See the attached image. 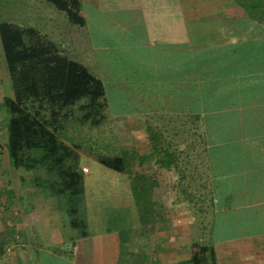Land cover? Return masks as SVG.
<instances>
[{
  "label": "crops",
  "instance_id": "obj_1",
  "mask_svg": "<svg viewBox=\"0 0 264 264\" xmlns=\"http://www.w3.org/2000/svg\"><path fill=\"white\" fill-rule=\"evenodd\" d=\"M79 2L80 12L89 4L99 10V0ZM115 3L124 13L141 14L145 28L146 52L136 60L139 66L132 75L114 77L108 61L98 59L91 33L83 34L86 22L70 47L74 57L57 48L102 80L105 90H121L122 101L126 96L121 120L138 129L140 142L150 144L138 155L153 153L151 144L159 137L172 144L173 128L184 126L186 143L180 150L186 160V226L174 231L172 216L152 210L143 227L152 230V240L142 241L138 234L140 241L123 250L124 238L117 232L59 233L58 214L42 209L48 207L43 195L17 191L11 207V248L16 250L11 261L21 263L22 253L30 249L34 264H45V254L51 264H190L191 246L199 241L215 255V264H264V258L258 259L264 256V21L235 0ZM8 85L0 83V144L6 143L2 133L8 128L3 106L14 98ZM138 169L147 175L145 164ZM153 170L162 175L157 166ZM169 171L166 182L153 184L150 202L161 185L173 191ZM25 212L28 221L21 224ZM66 242L70 246L64 249ZM58 246L57 255L53 249Z\"/></svg>",
  "mask_w": 264,
  "mask_h": 264
},
{
  "label": "rangeland",
  "instance_id": "obj_2",
  "mask_svg": "<svg viewBox=\"0 0 264 264\" xmlns=\"http://www.w3.org/2000/svg\"><path fill=\"white\" fill-rule=\"evenodd\" d=\"M6 1L8 4L5 5V9L0 10V23L11 22L27 29H38L43 39L52 41L66 55L74 57L70 52V47L77 39L76 33L83 32L81 27L69 25L65 14L59 12L45 0ZM119 1L99 0V10L93 5L90 7L89 4V7H86L82 4L81 11L86 19L83 34L91 33L92 44L98 47V59L100 61L104 60L105 64L108 61V67L116 74L113 75L114 77H121L125 72L132 75L133 69L139 66L136 60L142 58L141 55L146 52L144 43L146 39L145 28L141 14L122 12V5H116L115 3ZM104 4L105 6H103ZM110 74L112 75V73ZM4 82L11 86L9 93L13 96L14 86L0 42V83L4 84ZM106 92L108 96L110 95L115 100L105 112L107 117L99 125L95 124V117L83 123L79 121V118L72 119V122H69L67 128L59 136V147L61 149L56 158H63L62 162L57 164L56 159L52 156L51 160H47L45 165L36 167V170L33 171L34 176L42 178L34 181L32 177L28 186L44 196L45 205H48V207L42 209L47 214H49L48 210H53L58 214V223L61 222V232L59 233L70 230V223L75 214L71 207H76L78 209L77 218L86 222L84 231L87 234L100 236L109 232H117L124 238V250L134 246L135 239L138 242L140 239L150 242L153 238V235L150 238L152 230L145 232L143 229L147 225V223H143V220H151L150 215L147 217L148 214H141V212L139 214V208L134 207V197L132 196L129 199V195L134 187L140 189L141 186L160 184L165 181V178L169 179L170 171L167 168H160L162 170L159 172L162 175L159 176L156 175L157 171L153 170V167H158L157 161L163 163L168 159L164 157L166 155L164 151H167L168 147L164 144L165 139L159 137V140H156L159 143L158 148L155 145L157 151L154 154L138 155V151L145 149L146 145L149 147L150 144L147 141L145 143L140 142L137 136L138 129L125 126L124 121L121 120L125 112L123 109L128 106L125 102L126 96L125 100L121 102L122 93L120 90H110L108 88ZM113 109L115 112L119 111V115L113 114ZM3 110L7 113L8 125L9 115L5 106H3ZM0 114H3L2 109H0ZM111 115H114V117H111ZM2 135L6 138V143L4 141V144H0V146L2 145L0 150V231L6 230L5 228L8 230L14 223L11 218V213H13L11 207L15 200H12V196L17 191L21 192L20 188L22 186L25 187V184L19 185L21 176L26 178L29 174L16 170L12 165L8 155V128L7 131H3ZM121 154L128 155V161L132 160L131 163L129 161L123 172H117L103 165L102 160H112ZM141 161L148 168V173L146 176L139 175V178H134V172L139 171L138 167ZM83 168H88L89 173H83ZM63 171L66 173L65 176L62 175ZM73 173L78 175L74 176L76 181L73 189L79 190V194L73 196L72 200L69 201L67 199L70 195L67 192L68 190L61 193L59 189L67 188L69 175ZM130 173L132 175L129 177ZM167 183L173 186V172L172 181ZM161 186L157 191H154V203L156 204L154 207L158 210L156 213L161 216H172L174 231L176 228L186 226L183 211L188 192L186 195H182L179 190L170 192L166 187L163 186L162 188ZM129 187L132 191L128 190ZM142 199L139 191V202L141 205H145V201L148 199L144 201ZM80 206L84 208V211ZM23 214L21 224L28 221L27 213ZM52 224L54 225L53 222ZM152 225L153 227H160L167 224L153 223ZM63 227L67 229L64 230ZM82 230L81 228L76 229V235H80ZM184 233L185 230L183 229L182 234ZM138 234L142 235L140 239ZM69 243L66 242V246L63 244L61 246L68 247L70 246ZM55 250L61 249L59 247ZM29 251L31 252L30 249ZM15 252V248L10 246L4 258L0 260V264H16L15 261L10 259V257H15ZM30 252L22 253V261L19 264L35 263L32 261L33 256ZM263 258L264 256H258L260 260Z\"/></svg>",
  "mask_w": 264,
  "mask_h": 264
},
{
  "label": "trees",
  "instance_id": "obj_3",
  "mask_svg": "<svg viewBox=\"0 0 264 264\" xmlns=\"http://www.w3.org/2000/svg\"><path fill=\"white\" fill-rule=\"evenodd\" d=\"M59 12L65 14L68 23L72 26H85V18L81 16V4L79 0H45ZM243 8L251 11L253 16L264 21V0H235ZM0 42L2 51L7 62L11 81L14 86V98L5 101V107L9 115L8 121V153L13 167L29 173L26 178L21 176L23 191L29 193L28 183L37 181L42 177H35L33 171L40 165H45L52 156L56 163L62 162L63 158H56L59 150V136L72 122V119L79 118L81 123L88 122L95 117L96 125L101 124L107 117V109L115 100L107 95V90L102 80L97 79L84 65L68 59L61 55L55 43L42 38L38 29L24 28L11 22L0 23ZM250 65V64H249ZM255 69H251L254 71ZM121 92V90H120ZM122 102V100H121ZM113 106V105H112ZM122 113V112H121ZM182 116L177 115V118ZM113 114L119 115V111L113 109ZM174 117V114H173ZM94 124V125H95ZM184 126L173 128V142L164 143L168 149L165 150L164 157L170 159L163 163L157 161L158 168L173 170V190H179L182 195H186L185 189V155L184 150H180L181 145H185ZM182 136V137H181ZM158 142L151 144V151H157ZM173 157V159H171ZM128 155L121 154L112 160H102L103 165L112 168L117 172H123L127 164L132 160H127ZM165 158V159H166ZM134 161V160H133ZM144 163H140L143 166ZM162 170V169H161ZM83 172V170H82ZM60 173V172H59ZM84 173V172H83ZM65 171L62 175L65 176ZM134 178H139L138 171L134 172ZM159 173L157 172L156 175ZM178 174V175H174ZM132 173L129 174V177ZM76 173L70 174L67 181V188L59 189V192H68L69 201L73 196L79 194V190L73 189L76 181ZM146 176V175H142ZM142 180V179H141ZM138 181H140L138 179ZM152 185L141 186L129 189L134 197V207L138 213L147 214L155 209V203L149 201L152 196ZM139 191L145 205L139 202ZM13 200V199H12ZM84 211V208L80 206ZM143 208V209H142ZM74 218L70 223V230L83 229L86 222L77 218L78 209L71 207ZM82 216V215H81ZM146 219L143 220V223ZM64 228V227H63ZM7 230V228H5ZM67 229V228H64ZM0 231V260L4 258L10 246L14 245L12 235L15 229L8 228ZM61 246L55 247L53 252L61 254ZM66 249V247H62ZM7 251V252H6ZM192 258L190 264H215L216 257L210 253V249L199 241L191 246ZM50 255H44L45 264ZM213 262V263H212Z\"/></svg>",
  "mask_w": 264,
  "mask_h": 264
},
{
  "label": "flooded vegetation",
  "instance_id": "obj_4",
  "mask_svg": "<svg viewBox=\"0 0 264 264\" xmlns=\"http://www.w3.org/2000/svg\"><path fill=\"white\" fill-rule=\"evenodd\" d=\"M6 4H8L6 0H0V10L5 9Z\"/></svg>",
  "mask_w": 264,
  "mask_h": 264
},
{
  "label": "built area",
  "instance_id": "obj_5",
  "mask_svg": "<svg viewBox=\"0 0 264 264\" xmlns=\"http://www.w3.org/2000/svg\"><path fill=\"white\" fill-rule=\"evenodd\" d=\"M83 172L84 173H89V169L88 168H83Z\"/></svg>",
  "mask_w": 264,
  "mask_h": 264
}]
</instances>
